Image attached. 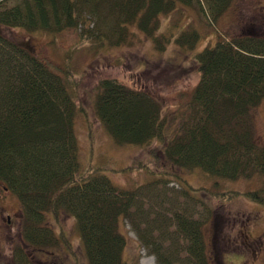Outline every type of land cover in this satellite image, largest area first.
<instances>
[{"label":"trees","instance_id":"trees-1","mask_svg":"<svg viewBox=\"0 0 264 264\" xmlns=\"http://www.w3.org/2000/svg\"><path fill=\"white\" fill-rule=\"evenodd\" d=\"M179 1V6L191 2ZM230 1L206 0L213 24ZM177 5L176 0H0V28L74 29L98 49L124 43L135 26L162 50L157 32ZM172 37L183 49L193 50L200 33L191 28ZM193 58L198 81L173 113L171 126L154 95L109 77L95 88L96 117L117 145L146 147L159 141L153 156L160 153L173 167L199 169L227 181L261 176L260 187L229 193L264 206V142L257 140L254 123L264 98V36L220 35ZM47 63L0 32V184L21 205L24 239L52 252L60 236L48 220L67 215L75 220L88 264H126L128 238L121 222L130 218L140 246L157 264H214L205 237L212 214L208 201L197 198L205 211L201 219L193 218L188 208L173 211V228L163 225L156 236L157 224L141 229L134 219L137 189L113 184L100 167L82 164L75 131L80 109L74 82L68 79L71 72L68 64L59 74ZM190 187V194L205 190Z\"/></svg>","mask_w":264,"mask_h":264},{"label":"rangeland","instance_id":"rangeland-1","mask_svg":"<svg viewBox=\"0 0 264 264\" xmlns=\"http://www.w3.org/2000/svg\"><path fill=\"white\" fill-rule=\"evenodd\" d=\"M176 1L175 10L162 18L157 32L164 47L162 50H158L154 41L135 26L130 27L131 33L124 43H106L98 49L81 39L79 31L74 29L47 33L2 27L0 32L48 62L50 65H47L59 74H63L68 64L71 72L68 79L74 82L75 88L72 89L80 109L75 122L79 160L84 166L90 163L100 167L113 184L138 190L136 206L132 210L139 228L149 223L157 224V230L153 229L156 236L163 230V225L170 231L173 228L172 212L184 208L193 210V218L201 219L205 211L197 198L202 197L212 208L205 237L214 264H240L246 256L247 259L252 257L251 250L259 242L262 249L252 264H264V206L242 194L229 193H243L260 187L261 176L227 181L199 169L173 167L160 153L153 156L160 149L159 141L146 147L117 145L96 117L93 107L95 88L100 79L109 77L154 95L171 126L173 113L182 108L198 81L193 58L196 52L214 43L220 35L228 38L264 36V0H231L214 24L208 17L206 0H191L184 6H179L182 3ZM191 28L200 33L195 48L183 49L175 44V36H172ZM162 37L172 39L166 42ZM254 123L257 140L264 142V98L254 112ZM2 186L0 184V264H88L71 216L61 215L57 220H48L60 236V244L52 252L41 251L28 243L23 237L21 205L15 195ZM190 186L205 187V190L190 194ZM216 192L224 193L214 195ZM138 207L141 213L136 212ZM130 220L121 222V231L128 238L124 251L126 264H136L137 261L138 264H157L155 256L140 246ZM245 234L248 238L243 237ZM162 243L168 246L170 242L164 240ZM178 243L181 244L182 240Z\"/></svg>","mask_w":264,"mask_h":264},{"label":"flooded vegetation","instance_id":"flooded-vegetation-1","mask_svg":"<svg viewBox=\"0 0 264 264\" xmlns=\"http://www.w3.org/2000/svg\"><path fill=\"white\" fill-rule=\"evenodd\" d=\"M244 238H248V235L245 234V236H243ZM255 243V241L253 242V244ZM249 245V244H248ZM255 249L251 250L252 253V257L250 259H247V256L245 258V260L243 259V261L240 264H245V262H247V264H252L253 261H255V258L258 256L259 252H261V244L260 242L254 247ZM250 255V254H249Z\"/></svg>","mask_w":264,"mask_h":264},{"label":"bare ground","instance_id":"bare-ground-1","mask_svg":"<svg viewBox=\"0 0 264 264\" xmlns=\"http://www.w3.org/2000/svg\"><path fill=\"white\" fill-rule=\"evenodd\" d=\"M142 262V261H141Z\"/></svg>","mask_w":264,"mask_h":264}]
</instances>
